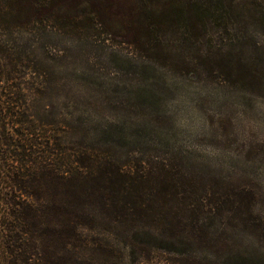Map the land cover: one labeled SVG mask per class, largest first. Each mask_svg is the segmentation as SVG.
<instances>
[{"label": "rangeland", "instance_id": "374dc122", "mask_svg": "<svg viewBox=\"0 0 264 264\" xmlns=\"http://www.w3.org/2000/svg\"><path fill=\"white\" fill-rule=\"evenodd\" d=\"M49 9L79 25L53 40L64 56L53 70L80 137L123 160L159 158L239 203L215 229L252 254L242 264H264V0H53ZM164 19L157 32L149 26ZM172 259L158 251L138 263L124 252L122 264Z\"/></svg>", "mask_w": 264, "mask_h": 264}, {"label": "trees", "instance_id": "16d2710c", "mask_svg": "<svg viewBox=\"0 0 264 264\" xmlns=\"http://www.w3.org/2000/svg\"><path fill=\"white\" fill-rule=\"evenodd\" d=\"M52 1L0 0V264H122L124 252L140 263L158 251L173 264L252 258L215 229L239 203L159 158L123 160L80 137L53 70L64 57L53 40L79 25L60 21Z\"/></svg>", "mask_w": 264, "mask_h": 264}]
</instances>
